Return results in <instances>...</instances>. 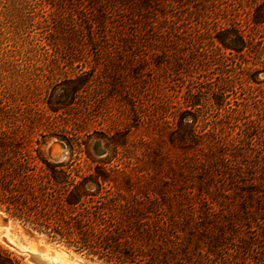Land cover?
Listing matches in <instances>:
<instances>
[{
    "label": "trees",
    "instance_id": "trees-1",
    "mask_svg": "<svg viewBox=\"0 0 264 264\" xmlns=\"http://www.w3.org/2000/svg\"><path fill=\"white\" fill-rule=\"evenodd\" d=\"M162 2L131 3L139 11L134 21L141 23L138 43L122 33L113 49L101 50L106 57L101 71L95 66L64 78L45 102L50 113L63 119L80 104L90 111L93 98H118L130 106L137 124L145 125L149 136L140 144L155 145L154 156L145 161L131 156L129 128L101 132L109 155L97 157L92 140L98 132L83 135L84 128L72 123L58 127L62 135L57 137L71 155L58 162L47 154L44 136L33 143L18 129L0 125V211L104 264H207L202 255L214 250L244 252L247 244L239 241L234 246L232 237L264 204V120L240 125L236 136L224 134L226 123L245 106L230 101L237 80L227 62L264 52L256 37L264 30V0L256 3L248 24L234 19L221 23L217 17L205 30L188 22L176 5L167 2L168 9ZM102 25L107 27L106 22ZM90 33L94 39L93 30ZM167 63L188 76L213 64L219 75L209 78L206 86L188 83L182 102L156 130L142 117L144 103L136 101L132 87L146 83ZM208 106L217 113L212 129L204 111ZM154 131L157 139L150 136ZM250 131H256L254 138ZM253 150L259 156H253ZM76 153L84 160L73 158ZM233 195L238 210L232 206L225 212ZM0 264L23 263L0 246Z\"/></svg>",
    "mask_w": 264,
    "mask_h": 264
},
{
    "label": "rangeland",
    "instance_id": "rangeland-1",
    "mask_svg": "<svg viewBox=\"0 0 264 264\" xmlns=\"http://www.w3.org/2000/svg\"><path fill=\"white\" fill-rule=\"evenodd\" d=\"M136 1L138 0L126 2L98 0L96 3L94 0H0V125L5 129H18L20 133L27 134L33 143L42 141L44 136L47 141V154L58 162L71 158L65 143L57 137L62 135L58 127L72 123L84 128L83 135L98 132L93 135L92 140V148L97 157L109 155L104 151L101 132L124 131L129 128L130 142L133 146L131 156L139 157L142 161L149 155L154 156L152 152L155 145L140 144L141 140L149 136L145 125L137 124V118L130 106L118 98L106 102L99 97L96 100L93 98L89 102L92 106L90 111H86L80 104V108L73 110L70 116L63 119L50 113L45 104L48 93L64 78L75 77L81 69L89 70L95 66L101 71L106 59L101 50H105L104 47L107 46L113 49L120 35L124 34L138 43L140 31L136 34V30H139L137 27L141 23L134 21L138 20L139 11L138 8L134 10L130 7V4ZM161 1H164L162 3L168 9L167 2L176 5L188 22L204 30L211 28L212 24L208 23L217 17L222 19L219 20L221 23L234 19L243 25L248 24L256 3L260 2V0ZM142 10L144 8H141ZM103 22H106L105 29H102ZM91 30L94 39L91 38ZM248 32L246 29V33ZM256 33L257 40H262L264 46V30ZM209 38L205 35L204 41L209 43ZM227 65L237 80L236 92L235 95H231L230 101L233 105L234 101L245 104L241 111L235 114L234 120L226 123L224 127V134H231L232 137L239 132L240 125L248 126L252 120H264V52L261 55L247 54L228 61ZM160 67L150 74L148 78L150 80L146 83H136L132 87L136 101L140 98L138 102L144 103L142 117L156 130L161 127L163 118L169 117L168 114L173 111V107L177 108V103L182 102L187 93L188 83L199 81L202 86H206L209 78L215 79L219 75L218 66L213 64L201 68L192 76L170 69L168 63ZM253 81L260 83L256 84ZM208 87L210 86L207 85L206 88ZM207 89H204V92ZM207 96L205 93L204 97ZM207 108L204 111L210 122L209 129H212L216 124L217 113L213 108L209 106ZM75 118L78 121L74 120ZM254 132L250 131L252 138L255 137ZM150 136L153 139L158 138L155 131ZM84 138L86 139V136ZM253 141L255 143L254 139ZM246 142L251 144L249 139ZM252 153L253 156H259L254 150ZM76 157L84 160L80 154L76 153L73 158ZM232 206L238 210V198L234 195L225 203V212ZM225 212L223 215H226ZM8 219H10L8 216L0 213V228L6 226ZM10 220L22 238L31 240V234H38L28 228L27 231H21L19 226L22 225ZM235 234L232 237L234 246H239V241H243L247 244L244 252L222 253L214 250L213 253L202 255V260L207 264H264V204L252 215L251 222L242 223ZM0 246L23 264H33L25 256L8 247L1 235ZM230 248L234 247L231 245ZM73 252L89 262L104 264Z\"/></svg>",
    "mask_w": 264,
    "mask_h": 264
},
{
    "label": "bare ground",
    "instance_id": "bare-ground-1",
    "mask_svg": "<svg viewBox=\"0 0 264 264\" xmlns=\"http://www.w3.org/2000/svg\"><path fill=\"white\" fill-rule=\"evenodd\" d=\"M0 213L5 215L1 211ZM19 227L21 231L28 230L23 226ZM0 235L8 247L25 256L33 264H96L39 234H31V240L22 238L10 219H8L5 227L0 228Z\"/></svg>",
    "mask_w": 264,
    "mask_h": 264
},
{
    "label": "water",
    "instance_id": "water-1",
    "mask_svg": "<svg viewBox=\"0 0 264 264\" xmlns=\"http://www.w3.org/2000/svg\"><path fill=\"white\" fill-rule=\"evenodd\" d=\"M45 238V237H44ZM46 239V238H45Z\"/></svg>",
    "mask_w": 264,
    "mask_h": 264
}]
</instances>
